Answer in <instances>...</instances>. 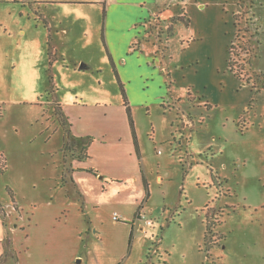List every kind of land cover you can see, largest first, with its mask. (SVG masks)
<instances>
[{"label":"rangeland","instance_id":"1","mask_svg":"<svg viewBox=\"0 0 264 264\" xmlns=\"http://www.w3.org/2000/svg\"><path fill=\"white\" fill-rule=\"evenodd\" d=\"M136 1L112 9L113 31L134 17ZM11 2L0 0V264H264V0L142 2L152 16L139 30L151 41L120 65L140 160L112 67L52 73L55 94H46L48 73L15 74L8 34L21 22ZM183 7L191 25L177 21L169 36ZM91 8L85 22L99 17ZM112 40L124 49L119 34ZM232 44L243 82L228 72ZM85 52L95 57L93 39ZM57 101L76 128L107 129L104 139L90 135L91 150L115 179L83 177V191L72 181L80 152L60 151ZM103 152L124 158L110 166Z\"/></svg>","mask_w":264,"mask_h":264},{"label":"crops","instance_id":"2","mask_svg":"<svg viewBox=\"0 0 264 264\" xmlns=\"http://www.w3.org/2000/svg\"><path fill=\"white\" fill-rule=\"evenodd\" d=\"M130 1L131 0H12L11 4L13 6V11H15L14 18L16 19V21L21 22V24L19 25L20 29L17 28L15 33L12 32L10 34V32L8 31V36H13V50L10 54V58L14 62L13 65L15 74L21 77H30L37 72L42 74L48 73L50 80V76H53L52 73H54L55 77L60 72L84 75L91 71L98 72L100 69L112 67V71L116 78L121 95L122 89L118 81L116 71L131 103V99L129 97L130 94H128V91L126 89V86L128 85V82H130V80L129 77L125 76L124 72L121 71L122 68L120 65L121 63L127 61L128 56L133 57L143 53L144 39L151 41L150 39L143 37L145 36V34L144 31L140 32L139 28L141 26L139 24L147 17L152 15L145 14V9L143 10L142 2L146 6V3L148 1L146 2V0H137V6L135 8L136 12L134 17H131L129 21L125 18L123 21L124 24H122L121 26H116L115 31H113L110 22V19H112V9H115L121 3H128ZM163 3L164 2L160 4L161 7ZM92 5L99 6V9L97 8L99 17L93 22H90V19L85 22L84 20L86 19V17H88L92 13ZM198 7L204 9L205 4L199 3ZM171 8L172 6H170V9ZM170 9L167 12L166 10L162 12L160 11V15L164 16L170 11ZM183 14L184 12H182L180 15ZM186 14L187 17H184L185 20L190 18L187 12ZM180 15L175 16L178 17ZM76 17L80 18L81 20L77 19ZM173 17L174 16L171 17L170 22L172 24V29L174 28V23H172ZM177 21L182 20L178 19ZM24 24L29 25L28 29H26ZM171 24L168 27L169 36L173 34V30L171 31L170 29ZM186 26L188 25L186 24ZM28 31L33 33L31 41L32 45L28 42V40H24L25 37H27ZM113 33L119 34L123 38L125 44L123 50L122 48L117 49L116 44L112 40ZM4 35H6V33ZM61 37L64 38V41L68 45L66 49H63L62 45L57 42ZM79 39H81V41ZM91 39L94 40L95 57L89 59L86 56L85 45L89 46ZM137 45L139 48H137ZM69 52L73 53L74 56L69 57ZM157 60H159V56H155L153 60L150 61L151 63H148H150L153 68L156 69L157 66L155 65V63L157 62ZM228 72H230V74L233 73L230 71L229 67ZM169 75L171 74L169 73ZM55 77L53 76L54 82ZM57 92L58 88L56 87V91L54 92V94ZM189 93L191 92L188 91V94ZM42 95L45 94H41L40 97H42ZM165 99H167V96L162 97V106H164L163 101ZM60 104L62 106L61 102ZM62 109L64 113L69 117V120L71 122V130L74 136L82 137L93 134L97 136L95 140L99 138L104 139L107 136V129L98 131L95 130L93 126L90 129L76 128L75 122L72 123L71 117L67 114H71V111L65 108L67 111L66 113L63 106ZM106 115L107 112L104 114V116ZM99 117L100 119L102 118L101 116ZM56 119L58 120L57 116ZM176 119L172 124L175 129ZM58 124L60 125L59 120ZM61 128L63 136H65V131L62 126ZM110 128H112V126ZM42 129H44V127ZM49 140L50 138L47 139V141ZM92 145L89 148V158L84 160H76L73 166L72 181L82 191L87 190L88 188L82 186L83 182H81V178L83 177L94 179V177L98 176L101 172L105 177L112 179H115L116 176H118L116 174L108 175V173L100 167V164L93 162L95 155L91 150ZM62 147L60 148V151ZM102 156L106 160L105 163L109 162L110 166H114L112 164L113 159H117L119 157L124 158V156L110 154L107 152H103ZM126 164V160H121L117 166H126L128 169H130L129 165ZM138 168L135 167L134 169L137 170ZM88 169L95 170L98 175L89 172ZM113 182H118V180H111L109 186L112 185ZM102 183L103 182H101V184Z\"/></svg>","mask_w":264,"mask_h":264},{"label":"trees","instance_id":"3","mask_svg":"<svg viewBox=\"0 0 264 264\" xmlns=\"http://www.w3.org/2000/svg\"><path fill=\"white\" fill-rule=\"evenodd\" d=\"M183 12H184L183 15H180L178 17L174 16L172 18V23H175L179 19V20L184 21L189 26L190 23H191V19L188 18L187 20H185V18H184L185 14H186L185 8H183ZM170 29H171V31L173 30L172 29V24H171ZM232 47H233V44L231 45V47L229 46V49H228L229 54H230L229 61H228L229 68H230V71L233 72L234 75L243 82L244 79H243L242 71H241V69H239V67L236 65V62L231 57V48ZM251 64H252V62L250 63V65ZM116 75H117L118 81H119V83L121 85L124 107L126 109L127 116L129 118V125L131 126L132 134H133V137H134V144H135L137 156H138V159L140 160L141 159V154H140L138 140H137V135H136V130H135V122H134V118H133V114H132V106H131L130 100H129L126 92H125L124 86H123V84H122V82H121V80L119 78V75H118L117 71H116ZM49 81H50V90H47L48 94L56 91V85H55L53 76H50V80ZM252 87L256 88L255 85H253ZM256 91H259V90L257 89ZM207 106L210 107V102H207ZM55 114L58 117L60 125L63 127V129L65 131L64 142H63L62 149L63 150L67 149V150H77V151H79L80 154L77 157L78 160H84V159L89 158V156H90L89 148H90L91 144L93 143V139L94 138L92 136H90V135L82 136V137H77V136L73 135L72 130H71V122L69 120V117L64 113V111L62 109V106H61V104L59 102H57L56 105H55ZM0 170L2 172L6 171V166L0 165ZM88 171L93 173V174H95V175H98V173L95 170H93V169H88ZM144 182H145L144 185H145L146 197H150L151 193H150V190H149V182L147 181L146 178H144ZM12 195H13V192H12ZM0 214H1V216L3 214H5L3 209L1 210ZM136 216H137L138 219H141V217H142L141 211H138ZM208 222H209V220L207 221V231H206V235H205V244H206L207 233H208V229H209V223ZM7 241H8V243H7V245H8L10 243V241H9V239H7Z\"/></svg>","mask_w":264,"mask_h":264},{"label":"water","instance_id":"4","mask_svg":"<svg viewBox=\"0 0 264 264\" xmlns=\"http://www.w3.org/2000/svg\"><path fill=\"white\" fill-rule=\"evenodd\" d=\"M81 67H83V66H81Z\"/></svg>","mask_w":264,"mask_h":264}]
</instances>
